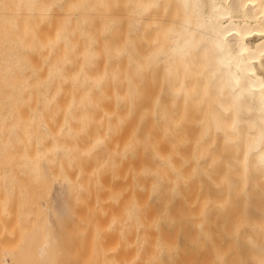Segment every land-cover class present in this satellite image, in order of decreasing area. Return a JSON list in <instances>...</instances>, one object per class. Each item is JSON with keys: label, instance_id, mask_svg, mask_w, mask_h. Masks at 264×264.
<instances>
[{"label": "bare ground", "instance_id": "obj_1", "mask_svg": "<svg viewBox=\"0 0 264 264\" xmlns=\"http://www.w3.org/2000/svg\"><path fill=\"white\" fill-rule=\"evenodd\" d=\"M96 160L117 264H264V0H0V165Z\"/></svg>", "mask_w": 264, "mask_h": 264}, {"label": "rangeland", "instance_id": "obj_2", "mask_svg": "<svg viewBox=\"0 0 264 264\" xmlns=\"http://www.w3.org/2000/svg\"><path fill=\"white\" fill-rule=\"evenodd\" d=\"M96 162L40 166L23 161L0 165L5 173L0 179V264H34L26 242L28 228L33 224H40L56 239L55 264L120 261L119 248L125 251L130 246L127 240L118 238L116 228L115 168L113 163Z\"/></svg>", "mask_w": 264, "mask_h": 264}]
</instances>
